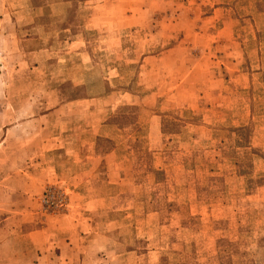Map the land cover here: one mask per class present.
I'll list each match as a JSON object with an SVG mask.
<instances>
[{
    "label": "rangeland",
    "instance_id": "rangeland-1",
    "mask_svg": "<svg viewBox=\"0 0 264 264\" xmlns=\"http://www.w3.org/2000/svg\"><path fill=\"white\" fill-rule=\"evenodd\" d=\"M263 11L0 0V199L36 159L53 156L61 174L113 152L95 181L98 164L80 171L77 192L98 201L90 217L115 223L85 264H264ZM108 168L121 170L112 184ZM74 182L43 188V218L71 213Z\"/></svg>",
    "mask_w": 264,
    "mask_h": 264
},
{
    "label": "crops",
    "instance_id": "crops-1",
    "mask_svg": "<svg viewBox=\"0 0 264 264\" xmlns=\"http://www.w3.org/2000/svg\"><path fill=\"white\" fill-rule=\"evenodd\" d=\"M259 15H264V11ZM258 34V30L252 29L250 41H255ZM112 153L100 157L92 152L93 156H87L88 159L85 156V160L80 157L66 169V172H70L74 166L72 173H65L61 169L60 174L58 162L51 158L53 156L40 161L36 159L34 163L31 162L29 172L18 173L17 189L11 194L2 193L0 199V264H85L87 259L98 258L101 251H97V246L101 244L100 241L106 240L108 243L109 237L114 238L115 223L92 219L90 214L98 209L91 205L98 201L80 196L77 186L84 178L80 176V171L93 166L94 162L98 166L90 171L95 173L90 178L94 181L99 178L101 164L106 165ZM108 170L110 172L105 175L108 184L121 178L120 169ZM62 179L76 181L67 184L72 189L71 213L65 218H43L38 211L36 198L46 185L62 183Z\"/></svg>",
    "mask_w": 264,
    "mask_h": 264
},
{
    "label": "built area",
    "instance_id": "built-area-1",
    "mask_svg": "<svg viewBox=\"0 0 264 264\" xmlns=\"http://www.w3.org/2000/svg\"><path fill=\"white\" fill-rule=\"evenodd\" d=\"M51 191L53 190L46 191L44 195L46 201L43 199V203L48 209H52L51 207L58 208V206L62 204V196L57 194L56 191L53 194H49Z\"/></svg>",
    "mask_w": 264,
    "mask_h": 264
}]
</instances>
